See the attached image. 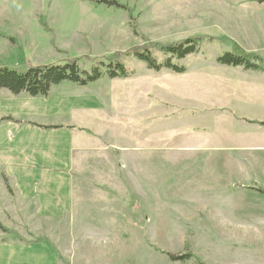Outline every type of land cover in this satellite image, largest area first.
<instances>
[{
  "label": "rangeland",
  "instance_id": "1",
  "mask_svg": "<svg viewBox=\"0 0 264 264\" xmlns=\"http://www.w3.org/2000/svg\"><path fill=\"white\" fill-rule=\"evenodd\" d=\"M196 36L205 41L179 60L183 73L126 58L129 77L50 89L97 106L94 124L113 147L112 159L103 158L113 169L119 161L118 176L102 177L110 193L76 183L82 200H109L105 234L81 218L52 223L48 236L0 218V240L47 242L37 264H264V125L250 124L264 121V69L217 61L236 44L264 58V0H0V67L21 73L78 59L89 68L97 57ZM25 95L0 88V108L3 98ZM204 118L220 152L188 162L171 148L172 134ZM154 143L160 158L137 157L138 146Z\"/></svg>",
  "mask_w": 264,
  "mask_h": 264
},
{
  "label": "crops",
  "instance_id": "2",
  "mask_svg": "<svg viewBox=\"0 0 264 264\" xmlns=\"http://www.w3.org/2000/svg\"><path fill=\"white\" fill-rule=\"evenodd\" d=\"M62 92L51 90L47 96H13L2 100L6 108H0V118L12 119L0 121V218L15 226L35 224L31 230L40 234L42 231L46 236L52 223H62L67 217L69 222L72 218H81L82 223L94 225L95 230L91 229L95 233L105 234L107 229L102 226L110 218L105 205L109 200L105 197L103 206L101 200L100 204L82 200L80 195H85L77 193L76 183L86 181L90 193L99 190L110 193L109 180L102 177L112 175L113 171L118 176L119 161L113 169L103 158L108 154L112 159L113 147L104 131L94 124L97 106L90 104L85 95ZM204 120L207 119H201L200 124L188 121L182 133L172 134L171 148L181 147L179 153L188 162L201 161L205 155L208 159H217L216 154H206L208 149L220 152L215 149L218 143L208 138L216 137L215 129L202 123ZM250 124L263 126L254 121ZM245 135L255 139V135ZM209 142L214 147L209 148ZM255 142L258 143L256 139ZM156 144L138 146L137 157L142 161L150 155L160 158V146ZM258 145L264 147L263 143ZM124 148L119 149L122 152ZM98 152L101 157L91 158L90 155ZM119 160L122 163V155ZM88 176V180L84 178ZM127 216L125 222H128ZM101 220L104 222L100 223ZM3 238L6 239L0 240V254L4 255H0V264H37L35 260L43 261L49 247L45 241L22 246L13 238L5 235Z\"/></svg>",
  "mask_w": 264,
  "mask_h": 264
},
{
  "label": "trees",
  "instance_id": "3",
  "mask_svg": "<svg viewBox=\"0 0 264 264\" xmlns=\"http://www.w3.org/2000/svg\"><path fill=\"white\" fill-rule=\"evenodd\" d=\"M107 2L118 4L115 1ZM204 39L203 36H196L178 42L146 43L126 51L94 58L89 62V68L82 66L79 59L64 64H45L29 67L25 73L8 67H0V88H6L15 95L26 93L30 96H47L52 86L66 80L80 85H87L89 82L104 77H129L134 73V69L127 64L126 58L142 61L148 68L155 71L168 68L183 73L186 71V66L179 63V60L198 52L201 44L205 41ZM217 61L220 64L244 66L247 69L256 71L264 69L263 57L242 50L238 44L233 45L232 50L220 54ZM7 119L12 118L3 117L0 118V121ZM257 123L264 125V122Z\"/></svg>",
  "mask_w": 264,
  "mask_h": 264
}]
</instances>
